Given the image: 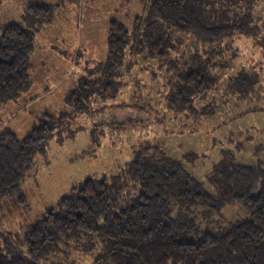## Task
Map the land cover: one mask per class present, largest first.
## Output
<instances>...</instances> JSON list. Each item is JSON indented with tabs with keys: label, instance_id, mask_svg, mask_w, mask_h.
I'll return each mask as SVG.
<instances>
[{
	"label": "trees",
	"instance_id": "obj_1",
	"mask_svg": "<svg viewBox=\"0 0 264 264\" xmlns=\"http://www.w3.org/2000/svg\"><path fill=\"white\" fill-rule=\"evenodd\" d=\"M257 1L143 0L146 13L133 32L117 21L110 23L102 73L82 79L67 103L83 112L94 96L111 97L121 87L117 73L127 53L145 52L158 64L166 62L176 50L177 32L202 47H218L239 34L256 40L264 53V34L255 20ZM55 8L34 5L24 12L22 23L0 24V111L32 88L36 33L52 22ZM204 52L197 50L192 64L176 58L173 68L158 65L169 70L164 94L171 112L194 115V101L220 82ZM253 84L241 74L234 87L248 94ZM42 117L23 139L10 130L0 132V264H82L72 259L73 245L94 256L90 264H264V160L236 162L226 155L204 183L186 165L195 154L176 159L160 145L135 152L116 176L73 188L25 233L5 231L2 212L29 207L24 179L70 114ZM234 205L245 213L229 221L224 211ZM20 235L23 251L11 239Z\"/></svg>",
	"mask_w": 264,
	"mask_h": 264
},
{
	"label": "rangeland",
	"instance_id": "obj_2",
	"mask_svg": "<svg viewBox=\"0 0 264 264\" xmlns=\"http://www.w3.org/2000/svg\"><path fill=\"white\" fill-rule=\"evenodd\" d=\"M42 4L56 8L52 22L36 33L32 88L19 102L0 111V132L10 130L23 139L45 114L70 117L55 130L24 179L22 191L29 207L2 212L5 231L25 233L47 211L56 209L73 188L89 179L118 175L145 146L160 145L176 159L195 154L186 165L204 183L226 155L236 162L264 160V53L256 40L238 34L218 47H202L190 35L177 32L172 44L176 50L166 62L158 64L145 52L127 53L117 73L118 91L111 97L94 96L85 112H75L67 97L82 79L102 73L108 59L110 23L117 21L133 32L146 7L143 0H0L1 26L22 23L29 7ZM255 15L264 34V0L257 1ZM195 50L211 56L210 70L220 79L214 90L194 101L197 117L171 112L165 107L164 94V77L167 68H173L172 60L192 64ZM163 64L168 67H158ZM241 74L255 82L248 94L234 87ZM224 213L235 221L245 212L234 205ZM21 238L11 237L23 251ZM80 250L71 246L72 259L90 264L94 256Z\"/></svg>",
	"mask_w": 264,
	"mask_h": 264
}]
</instances>
